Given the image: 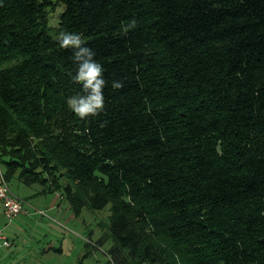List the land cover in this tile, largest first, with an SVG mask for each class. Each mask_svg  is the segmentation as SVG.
<instances>
[{"label":"trees","instance_id":"trees-1","mask_svg":"<svg viewBox=\"0 0 264 264\" xmlns=\"http://www.w3.org/2000/svg\"><path fill=\"white\" fill-rule=\"evenodd\" d=\"M56 1L51 33V0H0L8 184L108 208L111 264H264V0ZM62 30L104 65L97 116L65 103Z\"/></svg>","mask_w":264,"mask_h":264},{"label":"rangeland","instance_id":"rangeland-1","mask_svg":"<svg viewBox=\"0 0 264 264\" xmlns=\"http://www.w3.org/2000/svg\"><path fill=\"white\" fill-rule=\"evenodd\" d=\"M51 3L47 18L52 33L57 30L64 6L56 0ZM0 168L3 169L1 165ZM65 183L67 180L63 179L61 184ZM9 186L26 202L28 214L6 227L4 233L10 246L1 252L2 264H111L106 254L113 244L108 232V208H83L76 215L60 192L42 193L40 184L27 187L17 178ZM4 226L0 205V229ZM101 239L103 246L99 245Z\"/></svg>","mask_w":264,"mask_h":264},{"label":"clouds","instance_id":"clouds-1","mask_svg":"<svg viewBox=\"0 0 264 264\" xmlns=\"http://www.w3.org/2000/svg\"><path fill=\"white\" fill-rule=\"evenodd\" d=\"M57 42L61 49L72 53L74 68L68 76L71 83L79 89L65 98L68 109L80 118L99 115L105 109V88L109 85L103 63L96 59L97 53L83 32L62 30L57 34ZM123 87L122 80L111 81L112 89L119 90Z\"/></svg>","mask_w":264,"mask_h":264},{"label":"built area","instance_id":"built-area-1","mask_svg":"<svg viewBox=\"0 0 264 264\" xmlns=\"http://www.w3.org/2000/svg\"><path fill=\"white\" fill-rule=\"evenodd\" d=\"M25 204L26 202L24 200L20 199L12 192L4 173L0 168V205L2 207V216L5 220L4 228L0 229V249L10 246V240L4 233L6 227L19 216L28 214L25 209Z\"/></svg>","mask_w":264,"mask_h":264},{"label":"crops","instance_id":"crops-1","mask_svg":"<svg viewBox=\"0 0 264 264\" xmlns=\"http://www.w3.org/2000/svg\"><path fill=\"white\" fill-rule=\"evenodd\" d=\"M4 250H7V249H6V248H1V249H0V256H1V257H2L1 252L4 251ZM8 250H9V249H8ZM1 257H0V260H1ZM0 264H2V261H0Z\"/></svg>","mask_w":264,"mask_h":264}]
</instances>
